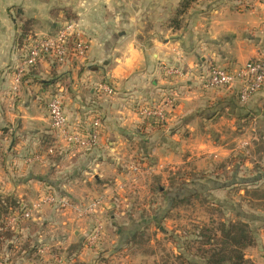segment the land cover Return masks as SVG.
<instances>
[{
	"label": "crops",
	"instance_id": "0c3cea01",
	"mask_svg": "<svg viewBox=\"0 0 264 264\" xmlns=\"http://www.w3.org/2000/svg\"><path fill=\"white\" fill-rule=\"evenodd\" d=\"M183 1L0 0V264H134L137 252L126 254L125 246H138L174 194L160 209L135 205L131 193L149 197L176 171L202 174L196 185L204 196L243 185L241 195L264 182V88L241 103L237 85H202L210 65L233 70L264 57V0H190L178 13ZM20 20L33 22L36 39L74 21L86 55L62 64L45 57L14 91L25 43ZM103 83L113 96L99 92ZM55 93L63 96L70 130L86 132L100 118L96 148L82 150L53 132L47 104ZM166 96L175 105L165 123L140 118V106ZM52 193L72 204H104L93 215L43 206L22 219L25 207ZM227 205L238 218L252 217ZM96 225L101 238L88 246ZM256 237L244 254L264 264V233Z\"/></svg>",
	"mask_w": 264,
	"mask_h": 264
},
{
	"label": "rangeland",
	"instance_id": "374dc122",
	"mask_svg": "<svg viewBox=\"0 0 264 264\" xmlns=\"http://www.w3.org/2000/svg\"><path fill=\"white\" fill-rule=\"evenodd\" d=\"M202 181V174L176 171L169 175L167 180L155 183L149 197L145 194L141 197L131 193L129 200L137 196L134 200L135 205L149 203L148 205H155L160 209L165 208L168 203L167 194H174L173 205L165 217L152 222L149 228H144L140 235H137L138 246L130 248L125 246L126 254L130 255L134 250L137 254L140 252L147 254L144 259L136 254L133 258L134 264H206L207 255H204V252L211 248L203 245L206 242L205 236L216 235L218 241L220 238L218 229L224 221L248 224V229L255 234L251 247H256V234L264 233V182L257 186L252 184L241 195H238V190L244 189L243 185L225 189L218 197H214L202 194V188L197 186L202 185ZM225 181H230V178ZM186 186H190L189 190L181 191ZM145 188L147 189V185ZM248 197L256 201L247 203ZM229 202L238 204L252 217L238 218V214L236 216L234 213L236 208L226 210L227 204H232ZM216 243L212 240L210 244L216 247ZM245 258L256 264L253 259Z\"/></svg>",
	"mask_w": 264,
	"mask_h": 264
},
{
	"label": "built area",
	"instance_id": "2783aa9c",
	"mask_svg": "<svg viewBox=\"0 0 264 264\" xmlns=\"http://www.w3.org/2000/svg\"><path fill=\"white\" fill-rule=\"evenodd\" d=\"M22 49V56L13 71L14 91L18 90L22 79L45 57H51L55 63L62 64L70 55L85 56L88 44L82 38L77 24L74 21H66L58 27L53 35L37 39L28 37ZM178 72L176 71V73ZM202 83L205 89H228L237 85L238 99L241 103H246L264 88V57L253 58L233 70L210 65ZM98 90L107 96L114 94L113 88L107 83L99 85ZM174 105V98L166 96L158 102L140 106L137 113L140 118L148 122L163 124L168 120ZM47 109L51 129L58 137L82 150H91L97 147L101 129V120L98 116L92 119L88 131L80 132L69 129L70 126L63 109V96L60 93L51 95ZM48 153L53 154L54 148L49 149ZM133 169L137 170V168ZM103 204L104 198L72 204L68 199L53 193L45 194L36 202L25 207L21 212V217L29 220L35 213L40 212L43 206H50L55 210L74 207L81 215H93L102 209ZM101 235L102 228L100 225H96L87 237V245L95 244Z\"/></svg>",
	"mask_w": 264,
	"mask_h": 264
},
{
	"label": "trees",
	"instance_id": "16d2710c",
	"mask_svg": "<svg viewBox=\"0 0 264 264\" xmlns=\"http://www.w3.org/2000/svg\"><path fill=\"white\" fill-rule=\"evenodd\" d=\"M189 2L190 0L183 1L180 4L178 13L183 12L188 7ZM20 21L21 33L19 40L23 42L31 36L33 22L29 20ZM218 231L220 233L218 241L216 235L212 237L205 236L206 242L203 245L211 248L204 252V255H207L206 264H254L246 259L244 255V249L254 244V234L253 231L248 229V224L224 221ZM212 240L217 242L216 247H214V244H210Z\"/></svg>",
	"mask_w": 264,
	"mask_h": 264
}]
</instances>
